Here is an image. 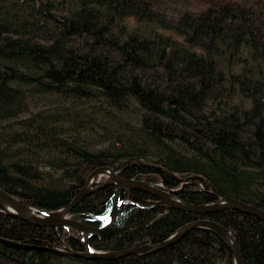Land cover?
Masks as SVG:
<instances>
[{
	"label": "trees",
	"instance_id": "1",
	"mask_svg": "<svg viewBox=\"0 0 264 264\" xmlns=\"http://www.w3.org/2000/svg\"><path fill=\"white\" fill-rule=\"evenodd\" d=\"M194 1L171 12L165 0H0V186L55 209L109 165L190 202L214 201L216 188L264 208V0ZM114 187L91 189L70 214L100 224ZM119 197L92 248L160 241L207 216L233 230L243 264H264V221L252 214L169 207L136 187ZM75 233L0 209V264H234L199 225L114 259L60 248L81 249Z\"/></svg>",
	"mask_w": 264,
	"mask_h": 264
},
{
	"label": "water",
	"instance_id": "2",
	"mask_svg": "<svg viewBox=\"0 0 264 264\" xmlns=\"http://www.w3.org/2000/svg\"><path fill=\"white\" fill-rule=\"evenodd\" d=\"M41 169H50L53 171L61 172L62 170L57 167H53L48 163H42L40 165ZM102 170H107V175L103 177L100 183L93 184L95 178L101 173ZM84 183L79 187L76 193L72 196L67 203L62 206H58L55 209H41L29 205L28 203L21 201L16 195L5 190L0 186V209L9 215L19 217L21 219H27L32 223H37L40 225H50L53 227H58L59 225L71 226L76 229L74 237L79 242L81 249H73L65 242L60 248L64 249L68 253H73L74 255L87 258H111L114 259L117 256L125 255L127 253H148L149 251L160 249V247L166 244L172 243V241L178 239L183 235L185 231L189 228L194 227V225H199L207 227L209 230L213 231L223 242H225L233 254L234 264H243L242 253L238 242L234 236L233 230L223 225L218 220H213L210 217H198L193 220H188L183 222L174 231L171 232L166 238L160 239V241L155 242H144L138 243V245L126 246V248H115V249H96L92 248L88 241L89 238L102 231L105 227L109 226L114 220L116 215L117 206L122 202L119 197L121 189L124 187L129 188H139L144 191H148L157 197L158 202L167 204L169 207H175L179 209H185L189 211H215L218 209L235 208L240 209L244 212L251 213L257 218L264 220V208L259 207L252 202L244 201L240 198H235L229 195L221 193L218 189H212V192L218 197L214 201L208 202H190L185 199L179 198L174 193V188L166 187L161 181H151L144 180L142 178H132V177H122L120 176L114 168L109 165H100L92 168L84 179ZM115 183L112 204L108 210L106 216L103 218L98 225H89L81 220H78L73 215L70 214L71 208L77 204L79 199H81L85 194L89 193L91 189L96 186H101L103 184ZM4 203V204H3Z\"/></svg>",
	"mask_w": 264,
	"mask_h": 264
},
{
	"label": "rangeland",
	"instance_id": "3",
	"mask_svg": "<svg viewBox=\"0 0 264 264\" xmlns=\"http://www.w3.org/2000/svg\"><path fill=\"white\" fill-rule=\"evenodd\" d=\"M165 1L168 2V3L166 2V4H168L167 7L169 8V10H171V12H173V10L175 12H177L178 10H183L184 8L190 9V8H194L195 7L194 6V3H195L194 0H165ZM99 145H100V143H99ZM104 176L105 175H103V174L99 175L95 179L97 181H95L93 184L99 183L101 180H103ZM74 230L76 231V229H74Z\"/></svg>",
	"mask_w": 264,
	"mask_h": 264
},
{
	"label": "bare ground",
	"instance_id": "4",
	"mask_svg": "<svg viewBox=\"0 0 264 264\" xmlns=\"http://www.w3.org/2000/svg\"><path fill=\"white\" fill-rule=\"evenodd\" d=\"M111 168H112V167H111ZM102 174H103V175H107V170H102L101 173H99L96 177L93 176V178L96 179L99 175H102ZM3 204H4V203H3ZM234 209H235V208H234ZM237 210H238V209H237ZM246 213H247V212H246ZM248 214H249V213H248ZM250 214H251V213H250ZM252 215H253V214H252ZM14 218H15V217H14ZM263 221H264V220H263ZM72 256H73V255H72Z\"/></svg>",
	"mask_w": 264,
	"mask_h": 264
},
{
	"label": "flooded vegetation",
	"instance_id": "5",
	"mask_svg": "<svg viewBox=\"0 0 264 264\" xmlns=\"http://www.w3.org/2000/svg\"><path fill=\"white\" fill-rule=\"evenodd\" d=\"M101 181H102V180H101ZM101 181H100V182H101ZM100 182H99V183H100ZM96 184H97V183H96Z\"/></svg>",
	"mask_w": 264,
	"mask_h": 264
}]
</instances>
